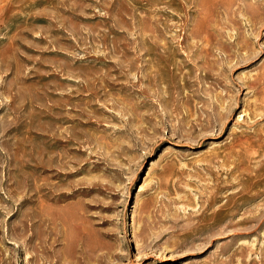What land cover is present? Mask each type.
Instances as JSON below:
<instances>
[{"label": "rangeland", "instance_id": "rangeland-1", "mask_svg": "<svg viewBox=\"0 0 264 264\" xmlns=\"http://www.w3.org/2000/svg\"><path fill=\"white\" fill-rule=\"evenodd\" d=\"M221 12L0 0V264H264V22Z\"/></svg>", "mask_w": 264, "mask_h": 264}, {"label": "bare ground", "instance_id": "bare-ground-1", "mask_svg": "<svg viewBox=\"0 0 264 264\" xmlns=\"http://www.w3.org/2000/svg\"><path fill=\"white\" fill-rule=\"evenodd\" d=\"M200 5V4H199ZM212 6L214 7V10H222V14L228 19V21L232 24L235 25V23H240L241 19L239 18L238 14H243V16H246V20L247 23L249 24V31L252 33L255 29L256 26L259 24H262V22H264V5L262 4L261 0H253V1H248V0H212ZM206 7V6H205ZM212 8V7H211ZM213 10V9H212ZM207 11V10H206ZM216 12V11H215ZM202 13V12H200ZM204 13V12H203ZM208 14H210V12H206ZM202 15V14H201ZM215 16V15H214ZM220 16V15H219ZM202 17V16H201ZM224 17V18H225ZM205 19V18H204ZM207 21V20H206ZM227 23V21H226ZM225 24V23H224ZM239 25V24H236ZM234 29V27H232ZM238 28V26H237ZM235 28V30L237 29ZM258 29V27H257ZM238 30V29H237ZM236 32V31H235ZM250 33V34H251ZM240 34V32H239ZM236 35V34H235ZM242 35H245L244 33H241L240 37ZM237 37V36H236ZM239 38V37H238ZM262 105H261V109H254L251 112V116L252 118H257V116L261 117L260 112L264 110V99L261 101ZM253 134V133H252ZM254 136V135H253ZM256 137V136H255ZM4 156V155H3ZM1 179V178H0ZM261 196H264V190H262L260 192ZM209 199V198H208ZM260 209V208H259ZM229 213V212H228ZM261 213H259L258 215H260ZM259 218V217H258ZM253 219V218H252ZM257 220V219H256ZM219 221V220H218ZM259 221V220H257ZM264 222V220H263ZM262 223V222H260ZM257 224V223H256ZM214 225V223L212 224ZM237 225H239V223L235 222V223H231L230 227L233 228L234 230H236L235 227H237ZM249 226V225H248ZM254 225H252L253 227ZM224 227V226H223ZM226 228V227H225ZM255 228V227H254ZM253 228V229H254ZM201 230H203L202 228H200ZM226 230V229H225ZM223 230V232L225 231ZM231 230V231H234ZM239 230V228L237 229ZM219 231V230H218ZM221 231V230H220ZM215 232V231H214ZM217 232V231H216ZM221 232V233H223ZM235 232V231H234ZM237 232V231H236ZM209 233V231H208ZM219 232H217L218 234ZM213 234V233H212ZM216 234V233H215ZM220 234V233H219ZM218 234V235H219ZM214 235H212L211 237H213ZM208 237V236H207ZM207 239V238H206ZM207 241V240H206ZM205 241V242H206ZM204 244V243H203ZM20 253V252H19Z\"/></svg>", "mask_w": 264, "mask_h": 264}]
</instances>
